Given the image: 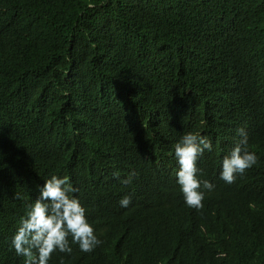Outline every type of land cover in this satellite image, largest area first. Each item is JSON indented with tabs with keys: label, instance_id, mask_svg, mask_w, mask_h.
<instances>
[{
	"label": "trees",
	"instance_id": "trees-1",
	"mask_svg": "<svg viewBox=\"0 0 264 264\" xmlns=\"http://www.w3.org/2000/svg\"><path fill=\"white\" fill-rule=\"evenodd\" d=\"M240 128L258 161L228 184ZM188 132L212 144L200 210L160 155ZM2 165L0 264H24L28 184L52 175L102 243L48 264H264V0H0Z\"/></svg>",
	"mask_w": 264,
	"mask_h": 264
},
{
	"label": "clouds",
	"instance_id": "clouds-1",
	"mask_svg": "<svg viewBox=\"0 0 264 264\" xmlns=\"http://www.w3.org/2000/svg\"><path fill=\"white\" fill-rule=\"evenodd\" d=\"M237 131L241 137L239 143L229 155H226L228 150L224 151L228 146L220 153V158L222 155L225 157L219 162V168H222L219 177L228 184L234 183L238 175H243L258 161L255 152L248 149L247 132L243 128ZM206 150H212L211 141L188 132L181 137H168L160 153L161 157L171 161L172 178L179 184L186 205L196 210L203 208L205 192L201 189L211 191L214 187L208 180H200L198 175L197 161ZM206 166L216 167V163ZM6 167L2 165L0 171H5ZM114 175L118 176V173ZM135 175L130 173L121 182L130 184ZM27 190L28 211L11 240L15 253L25 258L24 264H48L54 252L59 251L57 257L71 253L69 237L80 251L86 253L102 243L86 218L85 208L75 196L70 195L78 189L72 186L68 176H46L36 184H28ZM130 202V196L119 201L121 207H127Z\"/></svg>",
	"mask_w": 264,
	"mask_h": 264
},
{
	"label": "bare ground",
	"instance_id": "bare-ground-1",
	"mask_svg": "<svg viewBox=\"0 0 264 264\" xmlns=\"http://www.w3.org/2000/svg\"><path fill=\"white\" fill-rule=\"evenodd\" d=\"M69 35V34H68ZM22 45V44H21ZM25 53V52H24ZM4 61V60H3ZM177 103V102H176ZM176 109V108H175ZM178 110V109H177ZM175 111V110H174ZM229 129V128H228ZM231 131V130H230ZM226 135V134H225ZM226 144V143H225ZM225 147H226V145H224ZM219 164V163H218ZM262 165V164H261ZM201 169V168H200ZM204 171V170H203ZM32 172V171H31ZM33 173V172H32ZM216 183V182H215ZM222 184H224L223 182H222ZM220 185V184H219ZM222 186V185H221ZM221 186H219L220 188H221ZM224 186V185H223ZM258 187V186H257ZM256 188V187H255ZM21 214V213H20ZM14 215V214H13ZM22 216L24 215V214H21ZM15 216V215H14ZM16 217V216H15ZM17 218V217H16ZM19 218V217H18ZM16 222V221H15ZM15 225H16V223H14ZM14 224H13V226H14ZM7 226V225H6ZM4 227V226H3ZM11 227V226H10ZM5 228H8V227H5ZM3 229V228H2ZM4 230V229H3ZM215 230V229H214ZM209 231V230H208ZM214 233V232H213ZM217 234V233H216ZM213 235V234H212ZM221 235V234H220ZM220 237V236H219ZM225 237V236H224ZM4 239V238H3ZM216 240V239H215ZM222 241V240H221ZM230 241V240H229ZM220 242V241H219ZM223 244H224V241L222 242ZM229 244V243H228ZM217 246V245H216ZM224 248V247H223ZM223 250V249H222ZM206 251V250H205Z\"/></svg>",
	"mask_w": 264,
	"mask_h": 264
}]
</instances>
